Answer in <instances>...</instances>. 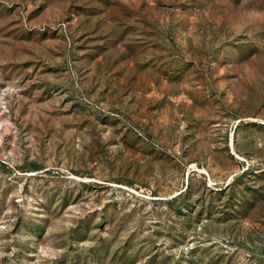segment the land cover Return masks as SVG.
Here are the masks:
<instances>
[{
    "label": "rangeland",
    "instance_id": "obj_1",
    "mask_svg": "<svg viewBox=\"0 0 264 264\" xmlns=\"http://www.w3.org/2000/svg\"><path fill=\"white\" fill-rule=\"evenodd\" d=\"M0 264H264V0H0Z\"/></svg>",
    "mask_w": 264,
    "mask_h": 264
}]
</instances>
